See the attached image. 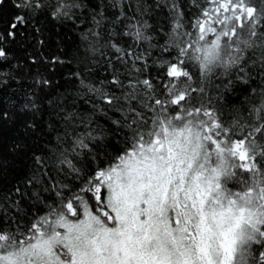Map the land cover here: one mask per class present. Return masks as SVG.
<instances>
[{
  "label": "snow or ice",
  "instance_id": "obj_1",
  "mask_svg": "<svg viewBox=\"0 0 264 264\" xmlns=\"http://www.w3.org/2000/svg\"><path fill=\"white\" fill-rule=\"evenodd\" d=\"M0 264H264V0H0Z\"/></svg>",
  "mask_w": 264,
  "mask_h": 264
},
{
  "label": "trees",
  "instance_id": "obj_2",
  "mask_svg": "<svg viewBox=\"0 0 264 264\" xmlns=\"http://www.w3.org/2000/svg\"><path fill=\"white\" fill-rule=\"evenodd\" d=\"M223 101L226 112H238L243 114L244 107L249 99V94L244 91V86H239L225 94Z\"/></svg>",
  "mask_w": 264,
  "mask_h": 264
}]
</instances>
